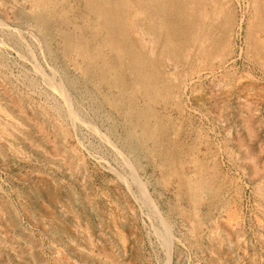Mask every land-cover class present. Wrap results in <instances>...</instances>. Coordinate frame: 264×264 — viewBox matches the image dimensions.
I'll list each match as a JSON object with an SVG mask.
<instances>
[{
    "label": "rangeland",
    "instance_id": "374dc122",
    "mask_svg": "<svg viewBox=\"0 0 264 264\" xmlns=\"http://www.w3.org/2000/svg\"><path fill=\"white\" fill-rule=\"evenodd\" d=\"M0 264H264V0H0Z\"/></svg>",
    "mask_w": 264,
    "mask_h": 264
},
{
    "label": "bare ground",
    "instance_id": "6f19581e",
    "mask_svg": "<svg viewBox=\"0 0 264 264\" xmlns=\"http://www.w3.org/2000/svg\"><path fill=\"white\" fill-rule=\"evenodd\" d=\"M39 2V1H38ZM37 3V2H36ZM36 7V6H35ZM34 7V8H35ZM50 7V6H49ZM45 9V8H44ZM48 10V9H47ZM143 10V9H142ZM96 11V10H95ZM35 12V11H34ZM111 12V11H110ZM43 14V13H42ZM95 14V13H94ZM140 14V13H139ZM33 16V15H32ZM107 17V16H106ZM99 18H101V17H99ZM110 21V20H109ZM113 22V21H112ZM39 23V22H38ZM26 24V23H25ZM109 25V24H108ZM26 26V25H25ZM28 27H30V26H28ZM35 28H37V26L35 27ZM41 28V27H40ZM131 28V27H130ZM142 28V27H141ZM1 31H2V29H1ZM31 31V30H30ZM148 32V31H147ZM38 33V32H37ZM3 34V33H2ZM27 34V33H26ZM45 34V33H44ZM42 35V34H41ZM40 35V36H41ZM152 35V34H151ZM32 36L33 37H35V34L33 35L32 34ZM14 37V36H13ZM42 37V36H41ZM136 37V36H135ZM19 38V37H18ZM150 38V37H149ZM39 40H41V39H39ZM38 40V41H39ZM40 42V41H39ZM34 43V42H33ZM5 44V43H4ZM42 45V44H41ZM13 46V45H12ZM12 48V47H11ZM18 48H19V46H18ZM35 48V47H34ZM30 50V49H29ZM148 50V49H147ZM31 51V50H30ZM19 53V52H18ZM25 53V52H24ZM31 53V52H30ZM48 53V52H47ZM150 53V52H149ZM21 55V54H20ZM34 56V55H33ZM45 58V57H44ZM55 61V60H54ZM70 61V60H69ZM72 61V60H71ZM71 61H70V63H71ZM37 62V61H36ZM50 64V63H49ZM32 65V64H31ZM41 65V64H40ZM72 65V64H71ZM76 65H77V63H76ZM34 68H36V67H34ZM78 68V67H77ZM40 69V68H39ZM74 70V69H73ZM77 70V69H76ZM49 73V72H48ZM55 73V72H54ZM53 73V74H54ZM80 73V72H79ZM81 73H82V70H81ZM41 74V73H40ZM43 74V73H42ZM57 74V73H56ZM78 74V73H77ZM51 75V74H50ZM76 75V74H75ZM81 75H84L83 73L81 74ZM44 76V75H43ZM52 76V75H51ZM67 77V76H66ZM58 79H59V77H58ZM87 80V79H86ZM48 81V83H49V85L51 86V88H53L54 90H56L57 92H58V94H60V96L63 98V100H64V102H65V104L67 103H70L69 102V97H68V95H67V91L64 89V87L62 86L63 84L61 83V82H59L58 83V81H56L57 83H55L54 81H53V79L52 78H48V79H46V82ZM60 81V80H59ZM72 83V82H71ZM47 84V83H46ZM62 84V85H61ZM77 84V83H76ZM84 86V85H83ZM95 86V85H94ZM97 86V85H96ZM100 87V86H99ZM69 88V87H68ZM90 89V88H89ZM76 90V89H75ZM80 91V90H79ZM89 93V92H88ZM46 94V93H45ZM83 94V93H82ZM54 95V94H53ZM89 95V94H88ZM106 96V95H105ZM82 97V96H81ZM90 97V96H89ZM94 99V98H93ZM117 99V98H116ZM59 100V99H58ZM61 100V99H60ZM71 100V99H70ZM86 100V99H85ZM115 101V100H114ZM120 101V100H119ZM57 102V101H56ZM92 104V103H91ZM72 105V104H71ZM68 106V105H67ZM66 106V107H67ZM70 106V105H69ZM109 106V105H108ZM72 107V106H71ZM71 107H70V109H71ZM95 107V106H94ZM68 110H70L69 109V107L67 108ZM72 110V109H71ZM91 110V109H90ZM134 110V109H133ZM73 111H74V109H73ZM73 111H67V112H71V116H73ZM86 111V110H85ZM117 111V110H116ZM132 111V110H131ZM57 113V112H56ZM68 113V114H69ZM97 113V112H96ZM74 114H76V112L74 113ZM94 115V114H93ZM122 115V114H121ZM76 118V117H75ZM81 118V117H80ZM72 119V118H71ZM79 119L77 118V121H78ZM81 120V119H80ZM79 120V121H80ZM109 120V119H108ZM123 121V120H122ZM86 123V122H85ZM113 123V122H112ZM87 124V123H86ZM94 124V123H93ZM92 124V125H93ZM77 126V125H76ZM88 127V126H87ZM81 128V127H80ZM79 128V129H80ZM90 128V127H89ZM130 128V127H129ZM105 135V134H104ZM107 136V135H106ZM108 138V137H107ZM136 140H138V138L136 139ZM131 142V141H130ZM111 143V142H110ZM113 143V142H112ZM125 143V142H124ZM109 144V143H108ZM140 144V143H139ZM114 145V144H113ZM134 145V144H133ZM115 146V145H114ZM113 146V147H114ZM124 146V145H123ZM130 146V145H129ZM116 148V147H115ZM126 148V147H125ZM132 148V147H131ZM112 150V149H111ZM117 151H118V153H120L121 154V152H120V150H118L117 149ZM109 153V152H108ZM111 154V153H110ZM122 155V158H123V160L125 161V163L128 165V167L129 168H132L131 166H130V164L128 163V160H126V158H125V156L126 155H123V154H121ZM99 157V156H98ZM101 157V156H100ZM114 157V156H113ZM134 158V157H133ZM100 160V159H99ZM120 160V159H119ZM120 163V162H119ZM156 163V162H155ZM121 164V163H120ZM112 165V164H111ZM135 166V165H134ZM132 172V171H131ZM121 174V173H120ZM131 175H132V173H131ZM122 176V175H121ZM134 176V175H133ZM135 177V176H134ZM134 177L132 178V179H134ZM153 179V178H152ZM136 180V179H135ZM132 181H130V183H131ZM138 182V181H137ZM132 183H134V181L132 182ZM163 183V182H162ZM155 184V183H154ZM201 184V183H200ZM129 185V184H128ZM138 185V184H137ZM139 186V185H138ZM137 186V187H138ZM166 186V185H165ZM133 190V189H132ZM141 197H142V201L143 202H146V194L144 193V191H143V194L141 193ZM190 195V194H189ZM194 196V195H193ZM191 197V196H190ZM190 200V199H189ZM195 201V200H194ZM201 203V202H200ZM152 205V204H151ZM180 211H181V209H180ZM178 216V215H177ZM196 216V215H195ZM159 217V216H158ZM150 220V219H149ZM150 222V221H149ZM185 222V221H184ZM166 224V223H165ZM149 227V226H148ZM152 227L154 228V232L157 234V237L159 236V234H158V229H157V227L153 224L152 225ZM163 227V226H162ZM185 227V226H184ZM160 232V231H159ZM161 234H163V233H161ZM167 234V233H166ZM176 239V238H175ZM163 242V241H162ZM175 247V246H174Z\"/></svg>",
    "mask_w": 264,
    "mask_h": 264
}]
</instances>
